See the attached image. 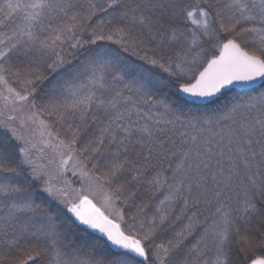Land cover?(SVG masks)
I'll list each match as a JSON object with an SVG mask.
<instances>
[{
  "label": "snow or ice",
  "instance_id": "obj_1",
  "mask_svg": "<svg viewBox=\"0 0 264 264\" xmlns=\"http://www.w3.org/2000/svg\"><path fill=\"white\" fill-rule=\"evenodd\" d=\"M0 264H264V0H0Z\"/></svg>",
  "mask_w": 264,
  "mask_h": 264
},
{
  "label": "trees",
  "instance_id": "obj_2",
  "mask_svg": "<svg viewBox=\"0 0 264 264\" xmlns=\"http://www.w3.org/2000/svg\"><path fill=\"white\" fill-rule=\"evenodd\" d=\"M69 179H74V178H72L70 175H69V177H68ZM74 186H77L78 187V184H76V185H74ZM92 198H94V200H95V202L98 204V205H100V204H102V197L101 196H94V197H92Z\"/></svg>",
  "mask_w": 264,
  "mask_h": 264
}]
</instances>
